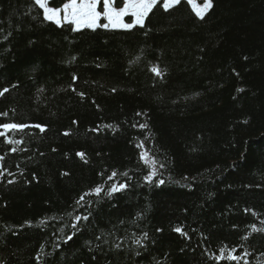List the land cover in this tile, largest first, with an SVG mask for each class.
<instances>
[{"label": "trees", "instance_id": "trees-1", "mask_svg": "<svg viewBox=\"0 0 264 264\" xmlns=\"http://www.w3.org/2000/svg\"><path fill=\"white\" fill-rule=\"evenodd\" d=\"M4 88L0 264H264V0L94 30L0 0Z\"/></svg>", "mask_w": 264, "mask_h": 264}, {"label": "snow or ice", "instance_id": "snow-or-ice-1", "mask_svg": "<svg viewBox=\"0 0 264 264\" xmlns=\"http://www.w3.org/2000/svg\"><path fill=\"white\" fill-rule=\"evenodd\" d=\"M161 0H119V4L122 6H117V0H66V2H62L60 6H53L54 0H32V3L42 11L43 18L46 21L53 22L58 26H63V23H68L70 25L75 26V30H80L82 27H87L89 29H96L98 27H103L105 29H116V28H123V29H132L136 25H139L141 28L144 27L145 19L149 16L150 13L153 12L159 4ZM181 3V0H162V7L165 11H168L174 5H178ZM188 3H192V0H188ZM193 7L196 8V16L203 19L206 12L212 7V0H203V6L197 8L195 4ZM130 16L134 18L133 23H125L124 17ZM101 20H106V23H100ZM151 71L157 75L162 76V71L157 67H153ZM75 90V89H73ZM8 88H4L0 90V95H3L5 92H8ZM81 95H83L81 93ZM0 115H6L0 114ZM29 127L28 125L24 124H15V123H3L0 124V128L4 131H0V136L6 135L8 131L13 130H20L22 131L24 128ZM43 132L45 129L40 125H35ZM140 127H146V125H140ZM67 134V133H66ZM9 144L12 143H20V141H7ZM142 146V145H138ZM15 151L16 149H12ZM81 157L84 156V153H79ZM141 158H145V153H141ZM3 159V157H0ZM147 162V161H146ZM4 172L0 171V176H3ZM117 175L116 172H113L109 179H113ZM152 175L146 176L145 179L149 182L152 181ZM9 183L13 181L9 180ZM159 184H163L164 181L160 180ZM127 187L126 184H113L106 193L107 195H112L114 192L123 190ZM96 195H99L103 191V186H97L94 190ZM85 195H88L87 193ZM84 200V196L80 197V200L77 201L80 204L81 201ZM76 221L79 222L80 220H88V216H77ZM73 227H77L76 224H73ZM253 231H257L255 226L253 225ZM177 232H180L183 235V230L181 228L175 229ZM259 231H264V229H260ZM144 238H147V233L144 234ZM72 236L69 235L65 240V243L68 240H71ZM99 239V237H98ZM136 244L140 245L141 240L137 239L135 241ZM119 247V245H117ZM235 250L233 249V252ZM245 256L248 253L244 254ZM224 258V252L221 250L220 257L217 259ZM229 260L239 261L241 259L240 256L234 255L229 253L228 257ZM247 264V261H245Z\"/></svg>", "mask_w": 264, "mask_h": 264}, {"label": "rangeland", "instance_id": "rangeland-1", "mask_svg": "<svg viewBox=\"0 0 264 264\" xmlns=\"http://www.w3.org/2000/svg\"><path fill=\"white\" fill-rule=\"evenodd\" d=\"M188 1V0H187ZM193 4H195L196 5V7L197 8H199V7H202L203 6V1H201V0H192V3H191V7L193 8V10L196 12V8H194L193 7ZM208 12V11H207ZM206 12V13H207ZM127 17L128 16H125L124 17V22L125 23H133L134 22V18H132L133 20H132V22L131 21H129V19H127ZM107 21L106 20H101L100 21V23H106ZM136 26H139V25H136ZM74 28H75V26H74ZM82 28H87V27H82ZM81 28V29H82ZM116 29H123V28H116Z\"/></svg>", "mask_w": 264, "mask_h": 264}]
</instances>
